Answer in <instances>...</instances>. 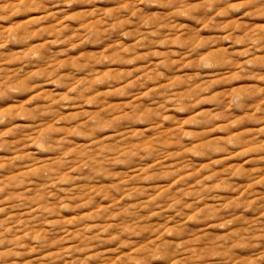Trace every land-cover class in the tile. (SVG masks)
Listing matches in <instances>:
<instances>
[{"label":"clouds","instance_id":"clouds-1","mask_svg":"<svg viewBox=\"0 0 264 264\" xmlns=\"http://www.w3.org/2000/svg\"><path fill=\"white\" fill-rule=\"evenodd\" d=\"M0 264H264V0H0Z\"/></svg>","mask_w":264,"mask_h":264}]
</instances>
